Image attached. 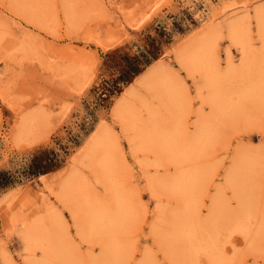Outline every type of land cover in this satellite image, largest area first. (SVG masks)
I'll use <instances>...</instances> for the list:
<instances>
[{
	"label": "rangeland",
	"instance_id": "obj_1",
	"mask_svg": "<svg viewBox=\"0 0 264 264\" xmlns=\"http://www.w3.org/2000/svg\"><path fill=\"white\" fill-rule=\"evenodd\" d=\"M4 172L0 264H264V0H0Z\"/></svg>",
	"mask_w": 264,
	"mask_h": 264
},
{
	"label": "bare ground",
	"instance_id": "obj_2",
	"mask_svg": "<svg viewBox=\"0 0 264 264\" xmlns=\"http://www.w3.org/2000/svg\"><path fill=\"white\" fill-rule=\"evenodd\" d=\"M160 67H161V65H155L154 67H153V69L151 70V71H149L150 73H147V74H145V75H143L142 77H141V79L139 80V84L140 83H144V82H146V80L148 79V77L149 78H151L152 76H153V73L154 72H156L158 69H160ZM151 74V75H150ZM145 80V81H144ZM144 81V82H143ZM102 129V128H101ZM102 130L99 132V136L97 135L98 133H96V131L93 133V135H92V138L95 136V134L97 135V137H100L101 135H102ZM96 137V136H95ZM92 138H91V140H92ZM93 140H95L94 138H93ZM98 140V139H97ZM96 141V140H95ZM89 145V144H88ZM90 149H92V147H93V144L92 145H90V146H88ZM241 214V213H240ZM236 218V217H235ZM238 223V222H237ZM108 225V224H107ZM249 228V227H248ZM232 229V228H231ZM244 230V229H243ZM201 239H202V237H200ZM202 241V240H201ZM200 242V241H199ZM205 242V241H204ZM203 243V242H202ZM204 245V244H203ZM218 256V255H217Z\"/></svg>",
	"mask_w": 264,
	"mask_h": 264
},
{
	"label": "trees",
	"instance_id": "obj_3",
	"mask_svg": "<svg viewBox=\"0 0 264 264\" xmlns=\"http://www.w3.org/2000/svg\"><path fill=\"white\" fill-rule=\"evenodd\" d=\"M150 61L148 60L147 63H149ZM133 73H138L140 71V69L137 66H134L133 68ZM11 173L9 172H4L0 174V182L3 183H8L11 180Z\"/></svg>",
	"mask_w": 264,
	"mask_h": 264
}]
</instances>
